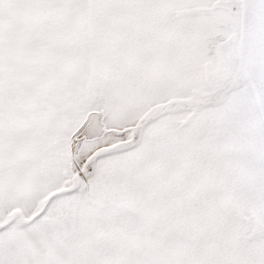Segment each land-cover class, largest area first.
<instances>
[{"label": "snow or ice", "instance_id": "1", "mask_svg": "<svg viewBox=\"0 0 264 264\" xmlns=\"http://www.w3.org/2000/svg\"><path fill=\"white\" fill-rule=\"evenodd\" d=\"M0 264H264V0H0Z\"/></svg>", "mask_w": 264, "mask_h": 264}]
</instances>
